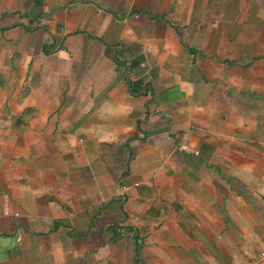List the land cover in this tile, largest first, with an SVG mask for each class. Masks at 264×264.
Wrapping results in <instances>:
<instances>
[{
	"label": "crops",
	"instance_id": "crops-1",
	"mask_svg": "<svg viewBox=\"0 0 264 264\" xmlns=\"http://www.w3.org/2000/svg\"><path fill=\"white\" fill-rule=\"evenodd\" d=\"M264 0H0V264H264Z\"/></svg>",
	"mask_w": 264,
	"mask_h": 264
},
{
	"label": "built area",
	"instance_id": "built-area-1",
	"mask_svg": "<svg viewBox=\"0 0 264 264\" xmlns=\"http://www.w3.org/2000/svg\"><path fill=\"white\" fill-rule=\"evenodd\" d=\"M257 261H258V262H262V261H264V253H261V254L258 256Z\"/></svg>",
	"mask_w": 264,
	"mask_h": 264
},
{
	"label": "rangeland",
	"instance_id": "rangeland-1",
	"mask_svg": "<svg viewBox=\"0 0 264 264\" xmlns=\"http://www.w3.org/2000/svg\"><path fill=\"white\" fill-rule=\"evenodd\" d=\"M262 253H264V252H262Z\"/></svg>",
	"mask_w": 264,
	"mask_h": 264
}]
</instances>
